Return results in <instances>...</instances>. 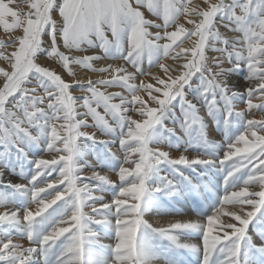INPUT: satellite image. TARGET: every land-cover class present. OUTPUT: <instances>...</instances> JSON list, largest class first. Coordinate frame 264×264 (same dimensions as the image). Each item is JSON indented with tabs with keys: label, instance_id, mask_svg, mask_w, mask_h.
Masks as SVG:
<instances>
[{
	"label": "snow or ice",
	"instance_id": "snow-or-ice-1",
	"mask_svg": "<svg viewBox=\"0 0 264 264\" xmlns=\"http://www.w3.org/2000/svg\"><path fill=\"white\" fill-rule=\"evenodd\" d=\"M25 2L0 0V264H264V0ZM181 200L210 213L148 222Z\"/></svg>",
	"mask_w": 264,
	"mask_h": 264
},
{
	"label": "rangeland",
	"instance_id": "rangeland-1",
	"mask_svg": "<svg viewBox=\"0 0 264 264\" xmlns=\"http://www.w3.org/2000/svg\"><path fill=\"white\" fill-rule=\"evenodd\" d=\"M58 2H59V0H58ZM192 6L193 7H197V6H199V7H203L204 5H203V0H192ZM12 7L14 8V9H17V10H19V11H27L28 9H27V3L25 2V0H13V4H12ZM54 18L55 19H59V17H58V13L57 14H55V16H54ZM193 19H195V20H197L198 21V17H192ZM187 26H189V25H187ZM188 28H191V25H190V27H188ZM221 32L222 33H226V30L223 28V27H221ZM224 30V31H223ZM20 34H22V33H19V32H17V33H15V34H5L4 33V31H3V29H0V40H3L4 42H8V35H20ZM229 36L231 37V34H229ZM43 39L46 41V44H45V47H48V45L50 44V40L48 39V37L47 36H45V37H43ZM62 47V44H61V46H60V50L61 51H63L65 54H67V55H76V54H73V53H69V52H65L64 50H63V48H61ZM13 49H7L6 51H8V52H11ZM42 66H46V67H49L50 69H52V70H54V71H56L58 74H63V76L64 77H66V79H64L66 82H68L69 81V83H71V81L73 80V77L72 76H69L68 75V73H67V71H65L63 68H62V66L59 64V63H57L56 62V60H54V59H48L45 55H43V54H41V56H40V58H39V61H38ZM75 66V67H74ZM0 68H2V69H4L5 71H10L11 69H10V67H9V65L5 62V61H3V60H0ZM72 70L74 71V70H79L81 67L79 66V65H73L72 66ZM81 69H83L82 71H80V72H77V71H74L75 73H76V79H80V78H82L81 80H83V76H84V80H85V78H86V80H87V76H91L92 78H93V80H96V79H98V78H100V76H101V74H99V73H94V72H91V73H89L90 75H88V74H84V72H85V69L84 68H81ZM60 72V73H59ZM79 73H81V74H79ZM99 74V75H98ZM95 76V77H94ZM96 76H99V77H96ZM91 78V79H92ZM90 79V78H89ZM85 80V81H86ZM2 83H3V77H0V85H2ZM247 82L246 81H242L241 82V85L240 86H244L245 84H246ZM113 91H118L117 89H112ZM111 91V90H110ZM75 95H77V96H80V95H82L80 92H75L74 93ZM262 102H264V101H262V100H259V99H257V100H254V103H262ZM257 115L258 116H261V115H263V114H261V113H257ZM133 118H138V117H136L135 116V114H133ZM169 126H171V125H169ZM215 136H217V137H220V139H222V134L221 133H219V132H216V134H215ZM216 140H217V142H219V140L220 139H217V138H215ZM117 147H118V145H117ZM113 151H116V148H113ZM174 152L176 151V150H173ZM176 153H177V151H176ZM120 156H121V160H122V157H123V154L121 153L120 154ZM45 158H50V156H48L47 154H45ZM86 173H88L87 175H89L90 173L89 172H87V171H85L84 173H82L83 175H86ZM108 175H109V177H110V179L111 180H113L114 182H116V183H119V180H118V178L115 176V174L114 173H107ZM8 179H14V180H22V177H20L19 176V174H18V171H17V174H15V175H13V174H10L8 177H7ZM55 178V174H54V176L53 177H49V179L51 180V179H54ZM62 187V186H61ZM220 191H221V194H222V191H223V189H222V187H221V189H220ZM105 198L106 199H110V194H105ZM190 203V204H189ZM211 203H212V201L211 200H209V201H207V207L205 208L204 207V205H203V203L202 202H200L199 204H194V203H192V202H190V201H183L182 200V205H180V207H178L176 204L175 205H172V206H169V207H167L166 209H164V210H162L161 212L163 213V212H169L170 213V217L169 218H166V219H164V220H161L160 222H150L149 220H148V222L149 223H153L154 225H157V224H163V225H166L168 222H170V221H175V220H178V219H180L179 217H177L176 216V214L177 213H179L178 211H181L182 210V212H184L185 210H184V208H183V206L185 207V206H187V207H189V208H191L192 209V211L195 213V215H196V210H197V208H200V209H202L203 211H208L209 213H210V206H211ZM178 207V208H177ZM180 208V209H179ZM179 209V210H178ZM3 210V209H2ZM1 210V211H2ZM228 210H232L230 207L228 208ZM88 211H90V209H88ZM154 212H150V213H148V214H146V218H148L147 216L148 215H151V214H153ZM161 218H164V217H161ZM227 219H229L228 217H222V220H227ZM152 220V219H151ZM24 244H25V246H28L27 245V241L26 240H24V241H22ZM102 242L103 243H105V244H107V243H110L111 241L107 238V237H103L102 238ZM189 242H193V243H195V242H197L196 240H194V239H190L189 240ZM183 259H185V261L187 262V264H195V258L194 257H190V256H187V255H185L184 257H183Z\"/></svg>",
	"mask_w": 264,
	"mask_h": 264
},
{
	"label": "bare ground",
	"instance_id": "bare-ground-1",
	"mask_svg": "<svg viewBox=\"0 0 264 264\" xmlns=\"http://www.w3.org/2000/svg\"><path fill=\"white\" fill-rule=\"evenodd\" d=\"M145 12H146V10H145ZM146 16L148 17V18H152L151 16H150V14H147L146 13ZM180 23H185V21H184V18L183 17H181V20H180ZM185 26L186 27H190V25L189 26H187V24H185ZM221 31V30H220ZM224 31V30H223ZM109 35V37H110V33L108 34ZM184 47H189L190 46V43L189 42H185L184 43V45H183ZM61 48H63V46L61 47ZM65 52H68L67 50H65V49H63ZM95 51H98V50H89V52L88 53H84V52H81V53H75V52H72L73 54H76V55H80V56H82V55H85V54H91V53H93V52H95ZM107 63H114V64H120V63H122L121 61H105V62H100V63H97V62H93V66L94 67H101V66H104L105 64H107ZM165 63L167 64V65H169L170 67H175V62H173L172 60H166L165 61ZM75 67V66H74ZM143 67L145 68V71L146 72H148V73H150L149 75H145V76H143V77H140L138 80H137V83H139L140 82V79H142V80H144L146 83H148V82H151V83H154V81L151 79V77L152 76H160L161 75V70L158 68V67H153V68H151V69H148V66H147V63H145L144 65H143ZM73 69V68H72ZM83 69H79L78 71L77 70H74V71H77V72H80V71H82ZM131 70V69H130ZM76 72V73H77ZM60 73V72H59ZM89 73H91V71H89L88 69H85V72H84V74H88V75H90ZM79 74H81V73H79ZM176 73H173V75H175ZM99 75V74H98ZM61 76H62V78H64V79H66V77H64L63 76V74H61ZM92 76V75H91ZM91 76H87V79H91L92 77ZM95 77V76H94ZM96 77H99V76H96ZM100 78H101V76H100ZM80 79H82V78H80ZM93 79V78H92ZM83 80H84V76H83ZM85 80H86V78H85ZM69 82V81H68ZM248 86V83H246L244 86H240V88H241V90H243L245 87H247ZM111 91H113L112 89H110ZM109 90V91H110ZM118 90V89H117ZM264 115V114H263ZM251 118V117H250ZM254 118H256V119H259L260 118V116H258L257 114L255 115V117ZM214 138H217V139H220V137H217V136H215ZM165 150H167V149H165ZM173 156H175V155H177V153H176V151L174 152V151H172V153H171ZM88 173H86V175H87ZM8 179V178H7ZM15 182H17V183H19V182H23L22 180H15ZM203 203V205H204V207L206 208L208 205H207V203H205V202H202ZM190 204V203H189ZM178 207H180V205H182V200L179 202V203H177L176 204ZM177 207V208H178ZM183 208H184V212H182V210L181 211H178L179 213H177L176 214V216L177 217H179L180 219H188V218H190V217H193V216H195V213L192 211V209L191 208H189V207H187V206H183ZM180 209V208H179ZM178 209V210H179ZM2 209H0V211H1ZM148 218V220L150 221V222H160L161 220H164V219H166V218H169L170 217V213L169 212H161L160 214H157L156 212H154L153 214H151V215H148L147 216ZM161 217H164V218H161ZM152 219V220H151ZM161 219V220H160Z\"/></svg>",
	"mask_w": 264,
	"mask_h": 264
}]
</instances>
